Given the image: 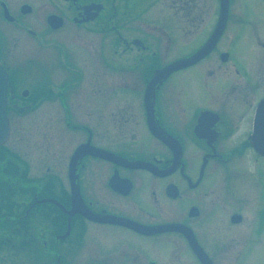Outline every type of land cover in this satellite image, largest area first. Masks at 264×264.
<instances>
[{
  "label": "flooded vegetation",
  "instance_id": "af4514ba",
  "mask_svg": "<svg viewBox=\"0 0 264 264\" xmlns=\"http://www.w3.org/2000/svg\"><path fill=\"white\" fill-rule=\"evenodd\" d=\"M241 1L233 17L234 0H0V264L249 263L264 243V73L234 54ZM191 70L207 101L185 108Z\"/></svg>",
  "mask_w": 264,
  "mask_h": 264
},
{
  "label": "rangeland",
  "instance_id": "374dc122",
  "mask_svg": "<svg viewBox=\"0 0 264 264\" xmlns=\"http://www.w3.org/2000/svg\"><path fill=\"white\" fill-rule=\"evenodd\" d=\"M17 3H21L24 0H14ZM240 2V1H239ZM241 2L245 3V10L246 14L248 16L249 24L245 23L244 30H243V38L237 42V44L234 46V54L237 56L239 61L242 63L243 66L247 67H255L258 72L263 71L264 73V56H262L261 51L255 47L254 39L252 37L253 34H255V31L258 30L259 34H264V15L262 14V10L260 9V3L255 7V5L251 1H245L242 0ZM241 5V4H240ZM152 12L154 14H161V13H167V10L160 5H154L152 7ZM171 13V12H170ZM237 14L236 7H235V0L233 5V17ZM211 23V22H210ZM259 23H261V26H259ZM211 25V24H210ZM203 27V26H202ZM234 29V25L231 26L230 31ZM201 38V37H200ZM199 37H186L185 38V50L188 51L195 42L198 43ZM196 43V44H197ZM264 54V53H263ZM185 82L188 80L193 81L194 87V98L192 104H185V108H189L193 104L198 103H205L207 101V98L205 96H202L203 89L201 88L202 82L201 77L198 75L197 70H191L188 71L187 74L182 75L181 77ZM223 213L217 212L218 216H221ZM216 216L213 214L212 216L208 217V221L212 222L214 221ZM207 221V220H206ZM200 228V235L201 239L205 244H207L209 247L212 246L210 242V235L208 234L207 230L205 232L204 228L206 225L204 223H198ZM244 241L239 240L238 246H240ZM256 250L254 252V256L252 259H250L249 263L247 264H264V243L262 245H257ZM258 248V249H257ZM185 258V264H195L190 254L185 251L184 254Z\"/></svg>",
  "mask_w": 264,
  "mask_h": 264
},
{
  "label": "water",
  "instance_id": "95a60500",
  "mask_svg": "<svg viewBox=\"0 0 264 264\" xmlns=\"http://www.w3.org/2000/svg\"><path fill=\"white\" fill-rule=\"evenodd\" d=\"M222 14H223V10H221V19H222ZM210 47H211V41H209L204 47H202L200 50H198L190 57L178 61L177 63H174L173 65H170L162 69L161 71H158L155 74L153 81L149 84L150 87L153 86L155 87L157 83L162 82V79L165 78L170 73V71L176 68L188 66L189 64L199 60L209 52ZM6 105H7V76L3 68L0 66V144H2L5 141L9 130L8 120L5 114ZM262 111H263V114L261 116L262 126L260 127V129L256 128L252 136L253 143L257 146L256 149L259 152H263L264 150V108L262 109Z\"/></svg>",
  "mask_w": 264,
  "mask_h": 264
},
{
  "label": "bare ground",
  "instance_id": "6f19581e",
  "mask_svg": "<svg viewBox=\"0 0 264 264\" xmlns=\"http://www.w3.org/2000/svg\"><path fill=\"white\" fill-rule=\"evenodd\" d=\"M251 252H252V250H251ZM251 252H250V253H251ZM248 256H249V255H248Z\"/></svg>",
  "mask_w": 264,
  "mask_h": 264
}]
</instances>
